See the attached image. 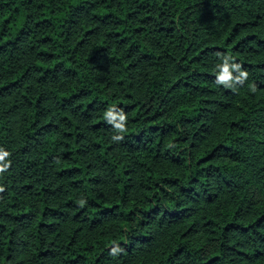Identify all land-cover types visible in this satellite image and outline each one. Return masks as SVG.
Returning <instances> with one entry per match:
<instances>
[{"label":"trees","instance_id":"1","mask_svg":"<svg viewBox=\"0 0 264 264\" xmlns=\"http://www.w3.org/2000/svg\"><path fill=\"white\" fill-rule=\"evenodd\" d=\"M0 148V264H264V0H0Z\"/></svg>","mask_w":264,"mask_h":264},{"label":"clouds","instance_id":"2","mask_svg":"<svg viewBox=\"0 0 264 264\" xmlns=\"http://www.w3.org/2000/svg\"><path fill=\"white\" fill-rule=\"evenodd\" d=\"M221 70L218 73V82L219 83H226L232 79V71H230V68L233 70H239L240 65L233 63L229 64L228 58L225 57L224 63L222 65H217ZM247 76V72L245 71H239V75L235 77L236 80L243 81V79ZM105 116L108 118L110 123H113L115 125V128L119 130H123L125 128V122H126V115L124 114L123 109H120L119 112L115 111V106L109 108ZM121 137L119 135H116L113 137V139H120ZM9 156V152L4 150L3 148H0V160H4L5 157ZM10 161L4 160V163L0 165V170H3L4 168L8 167V164ZM113 251H116V249H113Z\"/></svg>","mask_w":264,"mask_h":264}]
</instances>
